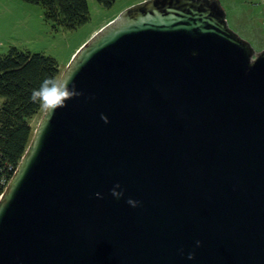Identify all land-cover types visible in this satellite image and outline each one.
I'll return each instance as SVG.
<instances>
[{
	"label": "water",
	"instance_id": "water-1",
	"mask_svg": "<svg viewBox=\"0 0 264 264\" xmlns=\"http://www.w3.org/2000/svg\"><path fill=\"white\" fill-rule=\"evenodd\" d=\"M60 80L79 95L0 197V264H264V51L219 0L131 6Z\"/></svg>",
	"mask_w": 264,
	"mask_h": 264
},
{
	"label": "rangeland",
	"instance_id": "rangeland-1",
	"mask_svg": "<svg viewBox=\"0 0 264 264\" xmlns=\"http://www.w3.org/2000/svg\"><path fill=\"white\" fill-rule=\"evenodd\" d=\"M142 1L115 0L112 7L107 8L96 0H89L90 21L76 30H65L46 21L41 6L23 0H0V57L17 48L24 53L54 59L63 73L79 49L96 32ZM219 1L230 29L249 42L256 53L264 51V0ZM2 103L0 98V105ZM43 114L44 109L31 121L34 130Z\"/></svg>",
	"mask_w": 264,
	"mask_h": 264
},
{
	"label": "trees",
	"instance_id": "trees-1",
	"mask_svg": "<svg viewBox=\"0 0 264 264\" xmlns=\"http://www.w3.org/2000/svg\"><path fill=\"white\" fill-rule=\"evenodd\" d=\"M23 1L41 6L46 21L65 30H76L90 21L89 0ZM96 1L107 8L115 2ZM61 74L58 63L44 55L12 48L0 57V197L32 141L31 121L43 110L30 99L32 90L48 77L60 79Z\"/></svg>",
	"mask_w": 264,
	"mask_h": 264
},
{
	"label": "clouds",
	"instance_id": "clouds-1",
	"mask_svg": "<svg viewBox=\"0 0 264 264\" xmlns=\"http://www.w3.org/2000/svg\"><path fill=\"white\" fill-rule=\"evenodd\" d=\"M77 95L79 93L75 91L74 86L69 90L67 82L53 76L44 79L38 89H33L30 99L37 103L41 109L48 111L49 114H54L57 107H63L68 98ZM116 187H119V185ZM113 195H116L115 191H113ZM127 203L133 208L138 206V202L131 199ZM188 258L192 259V256L190 255Z\"/></svg>",
	"mask_w": 264,
	"mask_h": 264
},
{
	"label": "built area",
	"instance_id": "built-area-1",
	"mask_svg": "<svg viewBox=\"0 0 264 264\" xmlns=\"http://www.w3.org/2000/svg\"><path fill=\"white\" fill-rule=\"evenodd\" d=\"M15 174V173H14ZM9 184V183H8ZM2 196V195H1Z\"/></svg>",
	"mask_w": 264,
	"mask_h": 264
},
{
	"label": "crops",
	"instance_id": "crops-1",
	"mask_svg": "<svg viewBox=\"0 0 264 264\" xmlns=\"http://www.w3.org/2000/svg\"><path fill=\"white\" fill-rule=\"evenodd\" d=\"M92 35H93V34H92ZM92 35H91V36H92Z\"/></svg>",
	"mask_w": 264,
	"mask_h": 264
}]
</instances>
